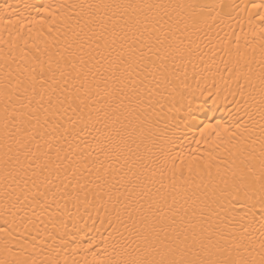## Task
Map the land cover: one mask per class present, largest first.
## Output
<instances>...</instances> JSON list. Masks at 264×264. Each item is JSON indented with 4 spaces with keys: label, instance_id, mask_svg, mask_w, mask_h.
<instances>
[{
    "label": "snow or ice",
    "instance_id": "snow-or-ice-1",
    "mask_svg": "<svg viewBox=\"0 0 264 264\" xmlns=\"http://www.w3.org/2000/svg\"><path fill=\"white\" fill-rule=\"evenodd\" d=\"M4 7L12 9L11 15L18 14L12 5ZM73 7H79L81 15L65 40V48L74 51L69 56L57 53L55 59L49 55L46 62L33 57L34 66L18 75L9 71L4 76L6 176L15 179L19 175V171L8 169L20 165V150L27 146L23 137L35 139L37 131L43 129L41 135L53 134L71 149V136L73 141L83 142L79 149L83 155L78 160L87 175L95 170V179L88 181L94 185L93 196L101 202L107 197L105 209L114 243L105 264H264V251L259 260L225 258L224 252L230 255L231 250L220 243L223 237L214 238L209 223L213 204L218 202V183L242 191L245 198L259 193L264 207V46L258 60L240 53L233 57L231 52L227 53L229 59L220 58L223 68L217 66L216 73L226 86L224 90L233 96L235 113L230 118L235 131L224 140L218 132L217 141L220 146L230 145L225 151L232 157L248 154L238 163L233 159L232 166L223 171L217 166L215 177L209 166L207 183L196 172L200 176L196 183L192 164L188 165L187 177L183 170L179 172L180 179L174 159L169 167L171 152L167 146L173 142L178 125L161 124L166 115H162L165 104L161 100L171 105L170 111H179L176 105L183 107L187 101L185 116L192 111L196 89L187 83V64L192 63L195 73V59L204 61L200 45L193 40L200 19L184 14L194 6L153 0H101ZM210 67L205 64V69ZM24 73L27 76L21 79ZM216 73L211 85L207 76L197 78L198 87L203 80L205 87L213 90L200 88L201 97L219 98ZM161 87L169 91L168 97L159 91ZM69 111L76 119L69 117L65 127L64 117ZM221 125L217 121L216 127ZM211 127L205 124L201 134ZM89 136L95 147L88 142ZM250 140L252 150L248 152ZM13 151L15 160L10 155ZM101 155L109 162L107 167L99 161ZM65 158L70 160L67 155ZM117 164L118 168L114 166ZM14 264L37 261L17 259Z\"/></svg>",
    "mask_w": 264,
    "mask_h": 264
},
{
    "label": "bare ground",
    "instance_id": "bare-ground-1",
    "mask_svg": "<svg viewBox=\"0 0 264 264\" xmlns=\"http://www.w3.org/2000/svg\"><path fill=\"white\" fill-rule=\"evenodd\" d=\"M99 2L101 0H0V261L14 264L17 259H35L37 264H105L112 252L114 241L110 238L109 215L105 209L107 197L101 202L93 196L91 190L94 185L88 181L95 179V170L91 176L87 175L78 160L83 155L79 150L83 148V142L68 137L72 141L70 149L68 143L58 140L53 134L41 135L43 129L37 131L35 139L23 137L22 142L27 146L20 150V165L15 170L11 166L8 169L14 173L19 171L15 179L11 175L6 176L3 149L5 74L11 71L18 75L21 70L34 66L33 57L36 56L45 62L49 55L54 59L58 58L57 53L69 56L74 49L66 50L65 40L71 36V30L81 15V9L73 6ZM153 2L191 4L194 7L186 9L184 14H195L200 19L199 31L193 40L200 45L204 61L195 59V73L192 63L187 64V83L196 89L192 111L185 116L187 101L183 107L179 103L176 105L179 111H170L171 105L161 100L165 104L162 115L166 114L161 124L171 122L174 127L178 125L173 142L167 146L171 152L169 167L174 159L178 179L181 170L185 177L189 175L188 165L192 164V179L199 183L200 176L196 172H200L207 183L209 166L215 177L217 166L223 171L232 166L233 159L238 163L248 154L232 157L225 151L230 145L220 146L217 141L218 132L220 139L224 140L235 131L230 118L235 113V106L233 96L224 90L226 86L216 68H223L220 58L229 59L228 52L233 57L240 53L249 59L253 56L259 59L264 46V20L261 19L264 17V6H261L264 0ZM6 4L14 6L18 14L11 15L12 9L5 10ZM152 58L155 59L154 56ZM213 60L215 64H212ZM205 64L210 65V69H205ZM253 67L259 70L257 64L253 63ZM213 73H216L214 78L220 87V96L201 97L200 88L213 90L207 89L203 80L198 87L197 78L207 76V84L211 85ZM180 75L183 79L182 69ZM26 76L24 73L20 78ZM159 91L165 97L169 96V91L163 87ZM69 117L76 119L69 111L64 117L65 127H68ZM217 121L222 122L221 127H216ZM205 124L213 127L202 135L200 129ZM224 128L228 131L225 132ZM169 134L172 135L171 132ZM93 135L98 136L99 133ZM258 135L259 132L252 139H257ZM87 140L95 147L92 136ZM248 144V152H251L252 141ZM255 149L258 157V144ZM10 155L16 159L15 151ZM66 155L70 160L65 158ZM92 156L96 153L93 152ZM88 160L91 162L92 157ZM99 161H104L102 155ZM104 163L107 167L109 162ZM196 165L200 167L196 168ZM114 166L119 167L118 164ZM216 193L218 202L213 204L209 223L215 233L214 238L223 237L220 243L231 250L230 255L225 251L224 257L232 260L254 257L259 260V254L264 251V207L259 193L245 198L242 191L226 188L222 183H218ZM108 208H111L110 204Z\"/></svg>",
    "mask_w": 264,
    "mask_h": 264
}]
</instances>
